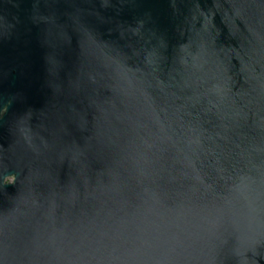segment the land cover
I'll return each instance as SVG.
<instances>
[{
  "label": "water",
  "instance_id": "1",
  "mask_svg": "<svg viewBox=\"0 0 264 264\" xmlns=\"http://www.w3.org/2000/svg\"><path fill=\"white\" fill-rule=\"evenodd\" d=\"M0 264H264V0H0Z\"/></svg>",
  "mask_w": 264,
  "mask_h": 264
}]
</instances>
